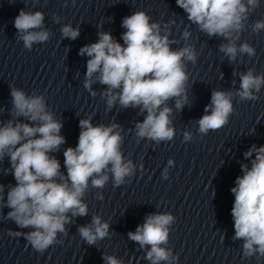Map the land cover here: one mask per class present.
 <instances>
[{
  "label": "clouds",
  "instance_id": "1",
  "mask_svg": "<svg viewBox=\"0 0 264 264\" xmlns=\"http://www.w3.org/2000/svg\"><path fill=\"white\" fill-rule=\"evenodd\" d=\"M177 6L187 13V18L209 37L224 38L227 43L219 46V51L235 62L239 55L254 57L256 49L247 41L237 44L241 33L248 26L250 13L260 7V0H176ZM59 17H55L59 23ZM44 14L41 11L20 10L14 19L18 39L31 51L34 44L47 42L51 33L43 29ZM171 23H175L172 21ZM123 44L117 42L111 33L99 32L97 42L85 45L79 55L88 56L84 88L93 96V82L106 85L101 93L110 110L117 102L123 107L140 108L147 115L135 126L139 139L155 141L157 144L173 140L175 128L172 123L173 109L167 102L175 101V108L182 110L188 100L189 73L187 62L195 64V46L185 44L176 50L171 48L175 40H170V30L162 34L161 24L152 22L145 11H136L123 18ZM252 32L264 30V19L250 25ZM63 37L75 40L80 35L79 28L71 24L61 28ZM191 36L187 29L183 39ZM240 88L235 93L213 90L211 103L205 107V115L198 121V132L207 135L228 123L233 113V96L240 101H254L264 86V74H254V69L241 72ZM12 119L0 120V162L9 158L11 172L16 183L9 185L5 196V185L0 184V209L7 207L5 219L12 220L20 229L31 231L10 232L12 236L23 235L37 252L43 253L51 245L60 243L58 234H67L66 225L73 217L88 214L84 197L89 189H102L112 175L113 186L119 187L126 177H131L135 165L125 160L121 151L123 137L116 129L119 125L103 124L93 126L91 117L79 121L80 134L75 148L64 150V167L61 172L59 160L51 153L59 151L65 137L60 135L63 124L54 118L42 94L27 95L23 89L12 87ZM24 117L28 122L18 118ZM184 141L192 139L185 131ZM255 158L251 168L242 164L243 175L237 177L231 215L234 221L233 240H242L244 259L264 258V146H252L244 155ZM169 165L173 164L170 159ZM142 167V165H141ZM167 179V169L164 172ZM98 199H103L98 195ZM175 217L170 213L150 214L135 232H129L130 240L146 245L150 250L146 259L151 264H172L176 259L172 252L162 247L168 243L169 226ZM80 237L88 244L109 236V223L99 215H93L91 224L78 229ZM105 264H123L112 255H104Z\"/></svg>",
  "mask_w": 264,
  "mask_h": 264
}]
</instances>
